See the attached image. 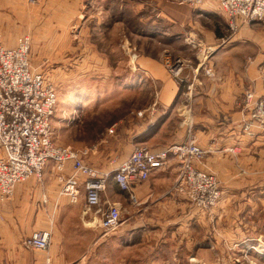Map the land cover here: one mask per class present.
Here are the masks:
<instances>
[{
  "label": "rangeland",
  "instance_id": "obj_1",
  "mask_svg": "<svg viewBox=\"0 0 264 264\" xmlns=\"http://www.w3.org/2000/svg\"><path fill=\"white\" fill-rule=\"evenodd\" d=\"M18 1L7 0L6 6L10 11H0V34L3 45L10 49L15 47L18 38L22 36L29 38L30 70L42 74L57 96L50 124L53 143L81 152L86 151L83 160L102 172H113L127 159L124 158L128 156V153L125 156L127 148L132 146L130 142L134 114L142 115L143 121L144 119L150 121V118L144 117L147 111L155 118L156 124V115L162 111H169L175 100L180 106L185 105V108L191 109L196 94L193 90L194 75L191 82L187 78L192 70L185 61L186 56L197 59L196 68H199L204 76L213 77L212 69L208 65L212 49H203L200 43L194 44L192 48L195 50L192 53L190 51L185 54L175 53L169 48V41L173 39L175 41L199 39L198 34L194 33L193 22L181 28L180 24L173 23L169 17L176 13L180 14L181 11L196 13L200 6L179 4L173 0H24L27 2L26 8L24 3L21 6ZM224 15L226 27L223 26V38L226 40L248 28L260 34L264 33V25L257 22L246 24L235 20V27L231 29L229 18L225 13ZM207 19L203 16L202 24ZM143 56L160 60L164 69V79L154 80L145 74L143 69L147 68L138 64V59L142 60ZM174 63L182 65L178 76L170 74L168 70V65ZM208 70L209 74L206 73ZM195 74L197 78L198 69ZM171 83H174L179 91L167 106L160 98V91L163 87H169ZM247 92L254 94L248 89L237 101L242 113L247 114V118L241 122V131L243 135L252 137L253 127H258L259 124L250 121L251 111L245 107ZM253 100L264 102V98H257L256 95L253 96ZM245 127H249V132ZM258 128L264 132L261 125ZM191 141L204 152L203 157L194 162L197 168L196 163L205 160L207 151L198 144L191 132L178 143L158 149L144 147L162 150ZM170 160L177 165L174 158ZM235 166L239 172L244 173L238 162ZM215 177L219 182L217 176ZM29 181L38 185L42 180L29 179L17 185ZM54 181L59 187V197H64L70 203L68 198L59 194L61 185L56 180L55 173ZM175 182L176 179L165 195L188 201L173 190ZM45 183L49 184L47 181ZM113 186H117L115 182ZM80 192L81 196L77 203L72 205L80 206L81 225L84 228L92 227L94 223L89 220L91 216L82 217L85 202L81 188ZM258 193V190L253 188L248 190L247 196L255 199ZM41 197V203L46 202V198ZM111 198L107 188L102 201L111 202ZM11 199L0 200V264H15L20 258L25 257L9 254L13 244L12 235L20 234L19 243L24 249L22 240L27 236V232L23 229L17 231L15 227H24V223L32 219V216L27 215L28 210L25 217L13 215L12 208L10 210ZM188 203L190 204V201ZM138 206L126 201L124 208L121 207L122 225L107 237H103L101 230L94 226L95 236L92 240L86 238L83 243H78L77 247H72L75 253L84 254L83 259L77 264H161V261L158 263L159 260H165L168 264H191L193 257H189L188 254L197 238L196 224L175 223L171 229L174 235L167 233V237H164L163 232L170 231L169 228L166 231L162 228L157 237L159 225L145 224L138 217L139 214L135 216ZM190 206L196 211L191 204ZM215 207L203 213L209 215ZM134 216L136 219H133ZM13 221L17 222L15 226L11 224ZM212 243V239L206 235L205 246L212 247ZM259 244L256 240L238 242L234 245L224 242L220 244L221 247H232L228 249L229 252H233L230 256L207 255L201 262L217 264L218 261L221 263V260L225 259L229 264H264V253L253 249L262 247ZM262 245L264 246V241ZM235 249L241 252L235 254L237 252ZM105 250L108 251L107 259L104 256ZM48 251L33 252L46 255ZM45 258L47 259L46 256ZM195 262L196 260L193 261Z\"/></svg>",
  "mask_w": 264,
  "mask_h": 264
},
{
  "label": "crops",
  "instance_id": "obj_2",
  "mask_svg": "<svg viewBox=\"0 0 264 264\" xmlns=\"http://www.w3.org/2000/svg\"><path fill=\"white\" fill-rule=\"evenodd\" d=\"M18 2L21 6L24 3V7L28 8L24 0ZM6 3L7 0H0V11H10ZM198 10L196 13L181 11L180 14L169 17L173 23L180 24L181 28L193 22L194 33L199 37L197 41L170 40L169 48L181 54L189 51L192 53L195 43H200L203 49H212L208 65L212 69L213 77L204 76L202 71L196 68L197 59L186 56L184 60L192 70L187 78L191 82L194 75L193 90L196 94L191 109L185 108V105L180 106L175 100L169 111L156 115V124L155 118L147 111L144 117L150 118V121L144 118L143 121L142 115L134 114L130 142L132 146L127 148L125 156L127 153L128 156L124 159L129 157L136 146L162 148L182 141L188 132H191L198 144L207 151L205 160L196 163V167L217 176L221 189L220 202L207 215L202 211L192 210L188 201L182 198L166 196L165 193L173 185L178 174V166L170 159L165 166L155 170L147 181L131 187L130 192H122L117 186L115 188L113 181L108 184L111 202L122 208L126 201L129 202V194L135 196L140 203L135 216L139 214L138 217L145 224L159 225L157 237L162 228L165 231L169 228L170 231L163 232L164 237H167V233L174 235L171 229L175 223L196 224L197 238L188 254L193 257L191 264H202L201 261L207 255L230 256L232 251L229 252L228 249L232 247H221L220 244L224 242L234 245L256 240L262 246L264 241V132L255 126L254 136L243 135L241 122L247 118V114L242 113L237 101L248 89L253 91L257 98H264V33L260 34L248 28L226 40L223 38L226 19L218 3L208 0ZM203 16L208 18L204 24ZM141 59H138V64L147 68L143 71L148 77L154 80L165 78L160 60L144 56ZM197 69L199 75L195 78ZM178 91V87L171 83L160 91V98L169 106ZM235 161L244 169V173L237 170ZM49 167L44 170L40 184L34 185L33 181H29L17 185L10 200L13 215L25 217L28 210L27 215L32 216L28 223H24V227L15 229H23L27 236L37 230L50 231L49 251L46 255L25 251L19 243L20 234H13L9 254L25 256L15 264H77L84 254L75 253L72 247H77L78 243H83L86 238L92 240L95 236V228H84L81 225L80 206L72 205L64 197H59V187L55 184L54 173ZM46 181L49 184L45 183ZM253 188L259 192L255 199L247 196L248 190ZM41 196L46 198V202L41 203ZM135 216L133 219H136ZM13 222L11 224L15 226L17 222ZM206 235L212 239V247L205 246ZM235 250V254L241 252ZM100 251L102 258L103 250ZM107 252L105 250L106 259ZM160 261L161 264H168L165 260H159L158 263ZM218 262L217 264H229L225 259L221 260V263Z\"/></svg>",
  "mask_w": 264,
  "mask_h": 264
},
{
  "label": "built area",
  "instance_id": "obj_3",
  "mask_svg": "<svg viewBox=\"0 0 264 264\" xmlns=\"http://www.w3.org/2000/svg\"><path fill=\"white\" fill-rule=\"evenodd\" d=\"M173 1L198 7L208 0ZM215 1L229 18L231 29L235 27V20L264 25V0ZM29 48L27 36L18 38L15 47L5 48L0 34V200L11 199L16 185L23 181H41L44 170L51 166L61 185L59 194L75 204L81 196V188L85 202L82 217L91 216L89 220L107 237L122 225L121 207L102 201L109 182H115L122 192H130L131 187L148 180L155 170L174 158L178 175L173 190L198 211L205 212L218 204L219 182L213 174L195 168L194 162L200 160L204 152L192 141L162 150L137 146L113 172H102L87 164L83 160L86 151L54 144L50 124L57 96L42 74L30 70ZM181 67L169 64V73L178 76ZM206 73L209 74V70ZM245 94V107L251 111L250 121L264 128V102L254 101L252 92ZM245 130L249 132V127ZM129 201L133 206L140 205L132 194ZM50 241V231L37 230L22 240V246L47 252ZM253 249L264 253L263 245Z\"/></svg>",
  "mask_w": 264,
  "mask_h": 264
},
{
  "label": "water",
  "instance_id": "obj_4",
  "mask_svg": "<svg viewBox=\"0 0 264 264\" xmlns=\"http://www.w3.org/2000/svg\"><path fill=\"white\" fill-rule=\"evenodd\" d=\"M124 230V229H123Z\"/></svg>",
  "mask_w": 264,
  "mask_h": 264
}]
</instances>
